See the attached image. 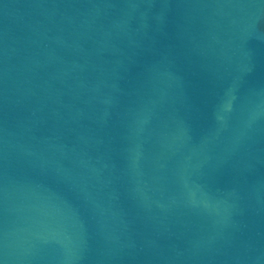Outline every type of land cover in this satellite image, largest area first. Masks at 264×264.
Listing matches in <instances>:
<instances>
[{"label": "water", "instance_id": "1", "mask_svg": "<svg viewBox=\"0 0 264 264\" xmlns=\"http://www.w3.org/2000/svg\"><path fill=\"white\" fill-rule=\"evenodd\" d=\"M0 264H264V0H0Z\"/></svg>", "mask_w": 264, "mask_h": 264}]
</instances>
